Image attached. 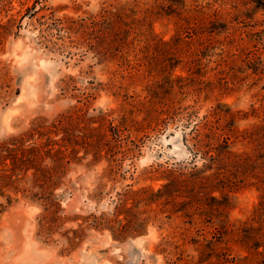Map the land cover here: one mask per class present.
I'll return each mask as SVG.
<instances>
[{
  "label": "rangeland",
  "instance_id": "rangeland-1",
  "mask_svg": "<svg viewBox=\"0 0 264 264\" xmlns=\"http://www.w3.org/2000/svg\"><path fill=\"white\" fill-rule=\"evenodd\" d=\"M0 264H264V0H0Z\"/></svg>",
  "mask_w": 264,
  "mask_h": 264
},
{
  "label": "water",
  "instance_id": "water-1",
  "mask_svg": "<svg viewBox=\"0 0 264 264\" xmlns=\"http://www.w3.org/2000/svg\"><path fill=\"white\" fill-rule=\"evenodd\" d=\"M33 11H31L30 13H29V15L32 13Z\"/></svg>",
  "mask_w": 264,
  "mask_h": 264
}]
</instances>
